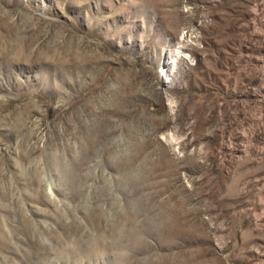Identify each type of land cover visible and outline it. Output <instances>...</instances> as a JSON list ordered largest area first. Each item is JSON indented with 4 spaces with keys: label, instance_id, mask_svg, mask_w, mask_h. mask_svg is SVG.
<instances>
[{
    "label": "rangeland",
    "instance_id": "rangeland-1",
    "mask_svg": "<svg viewBox=\"0 0 264 264\" xmlns=\"http://www.w3.org/2000/svg\"><path fill=\"white\" fill-rule=\"evenodd\" d=\"M0 38H264V0H0ZM0 264H264V39H0Z\"/></svg>",
    "mask_w": 264,
    "mask_h": 264
}]
</instances>
